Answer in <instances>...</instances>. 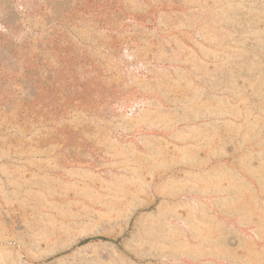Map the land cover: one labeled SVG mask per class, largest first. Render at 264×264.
Masks as SVG:
<instances>
[{
  "label": "rangeland",
  "instance_id": "obj_1",
  "mask_svg": "<svg viewBox=\"0 0 264 264\" xmlns=\"http://www.w3.org/2000/svg\"><path fill=\"white\" fill-rule=\"evenodd\" d=\"M0 264H264V0H0Z\"/></svg>",
  "mask_w": 264,
  "mask_h": 264
},
{
  "label": "trees",
  "instance_id": "obj_2",
  "mask_svg": "<svg viewBox=\"0 0 264 264\" xmlns=\"http://www.w3.org/2000/svg\"><path fill=\"white\" fill-rule=\"evenodd\" d=\"M92 239H94V238H88V239H85V240L82 241V243L88 242V241H90V240H92Z\"/></svg>",
  "mask_w": 264,
  "mask_h": 264
}]
</instances>
